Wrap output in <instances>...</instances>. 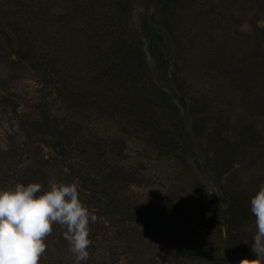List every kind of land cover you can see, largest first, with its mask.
<instances>
[{
  "label": "rangeland",
  "instance_id": "obj_1",
  "mask_svg": "<svg viewBox=\"0 0 264 264\" xmlns=\"http://www.w3.org/2000/svg\"><path fill=\"white\" fill-rule=\"evenodd\" d=\"M124 1L0 0L11 15L19 12L21 25L32 6L43 12L42 21L25 28L22 46L32 52L37 43L55 56L49 71L39 73L15 57L7 37L0 38V189L76 182L82 201L97 216L89 224V258L81 264H240L255 259L250 199L264 178V110L241 105L231 80L236 72L239 79H248L245 69L256 47L253 31L264 29L262 6L243 0H178L149 11L158 22L165 12L169 20L161 43L164 55L146 43L143 47L149 75L170 88L171 96L185 100L181 116L167 109L173 135L186 124L197 128L190 141H175L177 150L165 153L141 142L130 104L125 115H118L100 60L84 44L93 25L106 24L110 10L115 21L108 34L120 40L134 36L150 0H132L126 14L115 9ZM163 57L167 73L157 78ZM61 82L68 90L59 88ZM150 84L127 83L131 92ZM147 99L154 101L150 93ZM43 118L54 136L37 127ZM200 160L208 161L218 176L226 173L221 178L228 186L242 184L246 191L238 202L247 211L235 225L243 237L241 249L236 241H226L220 196ZM63 232L53 226L40 264H75Z\"/></svg>",
  "mask_w": 264,
  "mask_h": 264
},
{
  "label": "trees",
  "instance_id": "obj_2",
  "mask_svg": "<svg viewBox=\"0 0 264 264\" xmlns=\"http://www.w3.org/2000/svg\"><path fill=\"white\" fill-rule=\"evenodd\" d=\"M177 1L178 0H150L148 6L143 8L140 13L139 23L136 26L134 36L129 38L123 37L121 40L116 34L112 33L111 36L108 34V31L113 29L112 25L115 21L112 11L110 10L106 24H100L97 27L93 25L91 37L84 42L87 49H93V53L97 55V58L100 60V69L108 79V87L112 90V94L114 95L111 96V98H114L116 102L114 106L118 108V115L119 113L125 115L127 112L125 106L130 104L134 109L132 118L136 120L138 126L136 130H141L143 133V138H139L141 142H144L145 146L163 150L165 153H171L177 150V146L174 144L175 141L184 143L190 141L195 131H197V128L194 125H192L191 128L189 125L187 128L186 124L181 132L176 136L173 135L174 133L169 124L170 118L167 114V109L172 107L176 109L175 114L181 116L179 109H181L180 104L185 103L184 96H178L176 94L171 96L170 88L162 86L160 83L153 82V79L149 75L150 71L147 69L146 54L143 47L146 43L151 50L157 49L164 55L166 48L161 46V43L163 42V37L167 34L166 21L168 18L165 16L166 12L162 14L161 22H158L153 16L149 15V11L155 6L159 8L160 4L164 2H167L168 6H171ZM243 1L245 3L262 6V11H264V0ZM131 2L132 0H125L121 4L118 3V6L115 8L116 11L120 10L122 13L126 14L132 9ZM42 14L41 11L37 13L35 6H32L25 16V19L22 20L25 24L21 25L18 21L19 12H15L11 15L10 10L0 3V38L7 37L11 42V49H14L13 53L15 57L22 62L36 67L39 73L49 71L50 64H52L55 59L54 54L45 50L37 43H34L30 47L32 52L27 50L29 46H22V44L23 40H25V28H32L39 20L42 21ZM91 14L92 13H90L89 16ZM110 15L111 17L109 18ZM253 34L256 47L252 52L251 63L245 69V74L248 79H244L243 76L239 79V73L236 72L231 81H233V85L238 92L241 105H247L250 110L262 111L264 110V29L256 28ZM40 54H44V57H41ZM159 64L160 65L156 69L157 78L163 71L167 73L166 68L168 66V61L166 57L161 58ZM58 78H61L60 75ZM149 80L150 83H152L149 88H137L136 92H131L129 85H127L129 81H133V83L138 82L148 86ZM63 84L64 82H61L59 88L68 90V86L66 85L65 87ZM152 90H154V93ZM149 93L153 96L154 101L152 102L147 99ZM60 98L62 97L60 96ZM126 98H128L130 102H126ZM44 120L48 119L43 118L37 127L46 131V133H50L51 136H54L55 132L53 127L45 123ZM138 135L142 136L137 133L136 137ZM263 152L264 148L262 149V153ZM198 157L203 158L201 154H199ZM200 161L202 163L201 170L203 174L213 182L220 196L219 200L222 207L220 216L225 229L226 241L228 245L229 242L236 241L238 249L239 247L241 249L243 237H238L241 231H236L235 225L240 213H245L247 211L246 205L242 202H238L240 194H244L247 197L246 191L242 189V184L231 188V186H228L230 184L224 182L221 178L224 177L226 173L218 176L216 172L212 170L213 167L208 161ZM261 163L264 164V156L261 159ZM255 181L257 182V179ZM260 181L264 182V178L260 179Z\"/></svg>",
  "mask_w": 264,
  "mask_h": 264
},
{
  "label": "clouds",
  "instance_id": "obj_3",
  "mask_svg": "<svg viewBox=\"0 0 264 264\" xmlns=\"http://www.w3.org/2000/svg\"><path fill=\"white\" fill-rule=\"evenodd\" d=\"M256 232L251 245L255 259L240 264H264V182L250 199ZM97 216L80 195L76 182L16 183L0 189V264H40L53 226L64 229V239L75 264L86 262L91 244L89 224Z\"/></svg>",
  "mask_w": 264,
  "mask_h": 264
}]
</instances>
